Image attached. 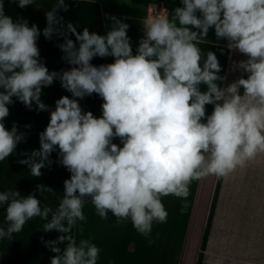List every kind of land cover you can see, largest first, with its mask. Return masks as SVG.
<instances>
[{
    "label": "clouds",
    "instance_id": "clouds-1",
    "mask_svg": "<svg viewBox=\"0 0 264 264\" xmlns=\"http://www.w3.org/2000/svg\"><path fill=\"white\" fill-rule=\"evenodd\" d=\"M11 2L24 9L33 0ZM180 2L171 19L143 20L134 52L129 25L114 16L106 14L111 26L104 35L87 27L78 32L58 15L69 4L56 0L41 30L26 19L14 21L0 0V161L26 142L15 123L11 129L3 123L8 106L18 101L29 110L35 105L37 112H49L50 118L39 133L40 147L17 162L40 177L56 152L57 162L70 173L55 209L42 208L35 192L25 197L18 190L0 191L5 209L0 240H11L39 217L45 221L43 232L59 233L54 240L41 237L55 253L50 264H97L100 249L87 239L77 244L72 235L77 221L85 219L87 200L101 218L111 213L117 223L131 220L148 237L154 223L166 221L162 197L186 199L193 180L226 177L264 153V0ZM210 29L230 51L246 57L236 64L243 75L227 87L217 83L224 77L216 54H204L193 43ZM41 35L63 38L58 47L67 69L49 71L42 62ZM97 57L112 62L94 65ZM56 80L71 98L60 97L50 109L42 89ZM92 94L103 101L100 117L80 106L79 100ZM44 191L54 189L37 185L36 192Z\"/></svg>",
    "mask_w": 264,
    "mask_h": 264
},
{
    "label": "crops",
    "instance_id": "crops-1",
    "mask_svg": "<svg viewBox=\"0 0 264 264\" xmlns=\"http://www.w3.org/2000/svg\"><path fill=\"white\" fill-rule=\"evenodd\" d=\"M82 1L99 5L105 34L111 26L106 14L127 23L135 50L143 35L142 22L149 18L151 5L160 0H125L124 4H113L110 0ZM163 1L169 5L171 13L181 6L180 0ZM193 43L204 54L208 51L216 54L221 66L219 75L224 77L217 81L221 87H227L243 75L236 64L246 57L238 51H230L227 41L217 40L213 29L206 37L198 36ZM211 111L212 105H208L207 112ZM218 178L207 175L193 180L186 199L172 195L162 197L168 213L166 221L154 223L148 237L138 233L131 220L117 223L111 213L106 219L101 218L90 200L84 204L85 219L77 221L73 237L77 244L87 239L100 249L97 264H197L201 253V264H264V153L222 177L206 247L202 250ZM260 191L262 202L256 199ZM184 205L186 208L181 213Z\"/></svg>",
    "mask_w": 264,
    "mask_h": 264
},
{
    "label": "trees",
    "instance_id": "trees-1",
    "mask_svg": "<svg viewBox=\"0 0 264 264\" xmlns=\"http://www.w3.org/2000/svg\"><path fill=\"white\" fill-rule=\"evenodd\" d=\"M56 0H33L32 5L21 9L16 3L11 0H4V11L11 16L14 21L17 19H26L29 26L35 24L41 30L46 26L45 12L50 10ZM69 4L68 11H59L58 15L63 17L65 25L71 22L78 32H82L83 28L87 27L90 32H96L100 35L105 34L103 19L100 7L97 3L82 1V0H65ZM70 38L75 40V36L70 34ZM63 42L62 37L53 36L51 40H47L41 35L37 41L40 50L42 62L46 65L49 71H59L67 69L69 65L62 59L63 53L58 47V44ZM135 52V50L133 49ZM112 58H94V65L111 63ZM62 96H69L71 93L63 89L60 82L56 80L51 86L42 89V101L54 109L55 101ZM15 101V98H13ZM81 108L87 112L91 111L94 116L100 117L102 99L96 94L87 96L79 100ZM10 109L9 116L3 121L6 128L11 129L15 123L19 131L26 133V142L18 144L16 152L0 161V191L18 190L21 196H27L35 192L41 201V207L49 206L55 209L59 204L58 197L63 196V182L68 179L70 173L57 162V153L53 152L50 159L53 163L49 167L41 169L42 175L34 177L30 174V170L26 165L19 164L17 161L25 158L24 153L31 152L33 149H38L39 133L43 131L49 122V112H37L35 105L33 110H29L22 103L16 101L8 106ZM30 125V128H26ZM119 144V139L113 141ZM222 177L218 178L216 185L208 222L202 243V250L205 249L209 230L212 224L213 214L215 210L216 200L219 194ZM37 185H45L54 192H36ZM90 200V199H89ZM87 200V201H89ZM86 201V202H87ZM85 202V203H86ZM5 209L0 207V224L4 222ZM45 221L36 217L28 221L23 230L13 235L11 240H0V264H50V258L55 255L41 242V237L44 240H54L59 233L52 231L45 233L42 231V226ZM73 235V231H72ZM61 248L64 245H60ZM203 254L198 258V263L201 264Z\"/></svg>",
    "mask_w": 264,
    "mask_h": 264
},
{
    "label": "built area",
    "instance_id": "built-area-1",
    "mask_svg": "<svg viewBox=\"0 0 264 264\" xmlns=\"http://www.w3.org/2000/svg\"><path fill=\"white\" fill-rule=\"evenodd\" d=\"M149 14V18L156 16L170 18V7L165 1L160 0L159 2H156L155 4L151 5Z\"/></svg>",
    "mask_w": 264,
    "mask_h": 264
},
{
    "label": "rangeland",
    "instance_id": "rangeland-1",
    "mask_svg": "<svg viewBox=\"0 0 264 264\" xmlns=\"http://www.w3.org/2000/svg\"><path fill=\"white\" fill-rule=\"evenodd\" d=\"M113 4H117V3H122V4H124V2H125V0H110ZM127 1V0H126ZM138 1H140V0H138ZM138 3H142V1L141 2H135V4L137 5ZM257 200H259V201H261L262 202V199H263V197H262V194H261V191H260V193L257 195V198H256ZM259 207H260V209H259V217H260V215H261V204H260V202H259ZM161 225V224H160ZM165 226H166V223H164V228H165Z\"/></svg>",
    "mask_w": 264,
    "mask_h": 264
}]
</instances>
